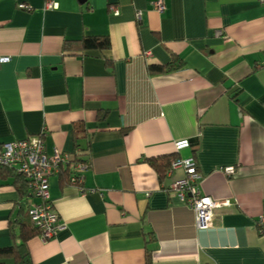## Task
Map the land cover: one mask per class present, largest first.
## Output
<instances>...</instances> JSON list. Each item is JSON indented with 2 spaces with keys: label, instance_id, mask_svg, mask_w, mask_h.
I'll return each mask as SVG.
<instances>
[{
  "label": "crops",
  "instance_id": "crops-1",
  "mask_svg": "<svg viewBox=\"0 0 264 264\" xmlns=\"http://www.w3.org/2000/svg\"><path fill=\"white\" fill-rule=\"evenodd\" d=\"M46 1L0 0V142L41 132L87 166L82 190L49 176L62 227L28 239L32 264H142L147 249L153 264H264V0ZM173 55L182 66L148 73ZM176 151L230 200L206 227L167 189L182 169L159 179L145 160ZM14 180L0 174V246L28 198Z\"/></svg>",
  "mask_w": 264,
  "mask_h": 264
},
{
  "label": "built area",
  "instance_id": "built-area-1",
  "mask_svg": "<svg viewBox=\"0 0 264 264\" xmlns=\"http://www.w3.org/2000/svg\"><path fill=\"white\" fill-rule=\"evenodd\" d=\"M152 4L158 11L165 8L163 0H153ZM53 5L52 0L45 2L46 7ZM17 6L25 9L32 8L24 1H19ZM136 16L138 19L141 17L140 10H137ZM217 32L221 33V30H217ZM9 58V55H0V66ZM189 146L188 138L174 141V147L177 151ZM71 159L72 154L70 152L59 148H53L51 153H46L41 132L21 139L0 142V163L12 167L26 180L27 188L34 198L29 204L28 214L34 224L40 228V235L43 238L50 237L56 229L62 227V224L58 222V212L49 194V176L58 174L61 166L68 164ZM72 166L73 172L69 176V182L77 184L82 190V171L87 165L84 162L76 161L73 162ZM176 169H182L183 174L173 176L167 189H173L176 196L194 211L197 227L208 226L212 218L213 207L221 202L230 203V200L218 201L200 190L198 184L202 175L196 168L193 155L172 158L165 169V173L172 175ZM226 170L231 172L234 168L229 166ZM259 227L260 232L264 233V215L260 216Z\"/></svg>",
  "mask_w": 264,
  "mask_h": 264
},
{
  "label": "trees",
  "instance_id": "trees-1",
  "mask_svg": "<svg viewBox=\"0 0 264 264\" xmlns=\"http://www.w3.org/2000/svg\"><path fill=\"white\" fill-rule=\"evenodd\" d=\"M82 44L87 48H107L110 45V41L107 36H86L82 39ZM183 63L184 62L179 55H173L171 62L166 64L150 63L147 64L146 68L148 73L153 74L176 69L182 66ZM81 154V150L77 149L74 154H72V159L69 163L65 166H61L58 175L62 183L69 182V176L73 172V162L81 161L87 163L86 159L82 158ZM176 156L181 155L176 151V153L146 157L145 160L153 166L159 179H162L165 176V169L170 160ZM0 170L2 174L14 175V181L17 183L18 192L22 195L28 196V198L23 201V204H19L17 216L13 219H9L8 221L13 241L8 245L0 246V264H32L27 242L30 237L41 233L40 228L34 224L28 214V207L31 202L30 199L32 195L27 188L26 180L21 174L16 173L12 167L1 163ZM142 264H153L150 249L146 250L145 260Z\"/></svg>",
  "mask_w": 264,
  "mask_h": 264
}]
</instances>
